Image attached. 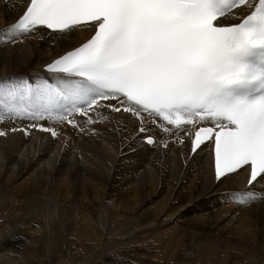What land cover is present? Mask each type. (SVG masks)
Returning <instances> with one entry per match:
<instances>
[{"label":"bare ground","instance_id":"6f19581e","mask_svg":"<svg viewBox=\"0 0 264 264\" xmlns=\"http://www.w3.org/2000/svg\"><path fill=\"white\" fill-rule=\"evenodd\" d=\"M22 3L0 0V82L12 77L52 82L46 66L91 32L78 28L77 40L41 27L42 35L10 39L3 33L23 11ZM258 4H238L223 18L229 22L224 26L242 23ZM89 116L96 122L76 115L75 128L67 121H38L57 137L29 127L34 122L26 118L0 119V131L6 132L0 140L15 139L0 142V152L11 146L21 159L14 177L8 159L0 166V264H64V242L83 246L99 240L97 231L107 227H113V251L139 264H157L156 250H167L163 264H264V184L250 185L248 176L237 173L217 182L212 151L190 153V126L168 125L164 131L162 121H145L150 131L141 133L110 108ZM57 158L55 167L51 161ZM68 167L75 170L69 173ZM34 170L15 190L6 186L8 177ZM249 192L254 202L240 206V195ZM146 242L154 249H142ZM82 249L99 257L95 247Z\"/></svg>","mask_w":264,"mask_h":264},{"label":"snow or ice","instance_id":"6c2138e0","mask_svg":"<svg viewBox=\"0 0 264 264\" xmlns=\"http://www.w3.org/2000/svg\"><path fill=\"white\" fill-rule=\"evenodd\" d=\"M237 4L246 0H23V11L3 33L10 39L42 35L41 27L69 39L78 40V28L93 34L47 65L52 82H0V119H29V127L53 137L59 133L38 121H67L75 128L76 115L95 123L89 112L98 108L120 113L141 133L150 131L145 121H162L159 126L168 131L182 118L209 119L215 127L196 133L192 153L212 151L213 144L204 142L214 137L217 182L237 173L248 176L250 185L264 184V101L232 107L212 102L229 86L261 79L237 54L264 44V0L242 23L223 26L229 22L218 18ZM254 200L243 193L238 203Z\"/></svg>","mask_w":264,"mask_h":264},{"label":"rangeland","instance_id":"374dc122","mask_svg":"<svg viewBox=\"0 0 264 264\" xmlns=\"http://www.w3.org/2000/svg\"><path fill=\"white\" fill-rule=\"evenodd\" d=\"M5 6L7 7V5ZM10 140H13L14 142L15 139L9 138L6 142H9ZM77 140L81 142L82 139H77ZM0 142H5V141L0 140ZM81 144H83V142H81ZM67 148L68 146L65 147L63 150ZM4 150L5 149L2 148L0 152V166L3 164L4 159H8V164L10 165V168L15 167L14 172L11 176V177H14L17 173L18 162L21 161V159L18 161L19 155H17L16 151L11 149V146H9V150L6 154L4 153ZM160 151L164 152L162 148L160 149ZM20 153L23 154V151H20ZM110 155H113L115 157V153L113 151L110 152ZM29 157L30 156H28L27 154L26 157L22 160L26 162L27 158ZM61 162H62V159H61ZM51 163H55L54 166L56 167L57 164H59V158L53 159ZM69 167L67 168V172L70 173L75 170L74 168H69ZM35 172H37V170H34L33 172H27L24 175L18 177L17 179H12V180L10 179V177H8L6 181V186L9 188V190H15L20 185H22L25 181L31 178ZM0 223H1V220H0ZM39 224H40V227L42 225L43 228L42 227L41 228L44 229L45 227L44 221L40 220ZM34 225L35 227L37 226V224H34ZM131 231L134 232V229L131 228ZM37 235H41L43 237V232L38 233ZM97 235L99 237V240L91 239L88 242H85L83 246L84 247H95L96 251H99V257L94 258L93 255L89 253L88 249H82L83 246L78 247V246L72 245L69 248L66 242H64V244L60 247L61 252L67 257V259L64 260V264H123L124 260L127 261L126 264H139L135 262L134 259L120 257L117 252L113 251V227H107V228L100 229V231H97ZM17 239L20 240L19 238ZM75 241H76L75 239L68 240V242H74V243ZM142 249H144L145 251H149V250L154 249V247L149 242H146ZM156 252H157V255L159 256V261L156 260L157 264H163L164 259H161V258H164L163 255H165L167 250L164 252L163 251L159 252L156 250ZM197 262H200V261H197ZM20 264H23V263H20Z\"/></svg>","mask_w":264,"mask_h":264}]
</instances>
